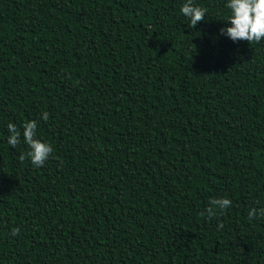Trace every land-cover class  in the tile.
<instances>
[{
	"label": "trees",
	"instance_id": "1",
	"mask_svg": "<svg viewBox=\"0 0 264 264\" xmlns=\"http://www.w3.org/2000/svg\"><path fill=\"white\" fill-rule=\"evenodd\" d=\"M184 2L0 0V264H264V40Z\"/></svg>",
	"mask_w": 264,
	"mask_h": 264
},
{
	"label": "clouds",
	"instance_id": "2",
	"mask_svg": "<svg viewBox=\"0 0 264 264\" xmlns=\"http://www.w3.org/2000/svg\"><path fill=\"white\" fill-rule=\"evenodd\" d=\"M225 7L230 10L227 22L231 26L220 29V34L227 36L233 42L247 41L259 43L264 40V0H227ZM181 13L188 18L189 28H195L201 21L205 20L207 9L194 4L193 0H185L180 8ZM49 114L44 112L42 119L47 121ZM38 122L32 120L23 125V140L28 147L26 153H21V162L27 156L35 167H42L53 153V146L47 141H42L37 135ZM9 132L7 143L15 148L21 142V131L14 123H8ZM210 206L206 209L209 220L222 215L225 210L231 207L232 201L228 198H214L209 202ZM264 218V207L259 209L251 208L248 212L249 220ZM223 228V224L218 225ZM12 236L19 235V228H13Z\"/></svg>",
	"mask_w": 264,
	"mask_h": 264
}]
</instances>
